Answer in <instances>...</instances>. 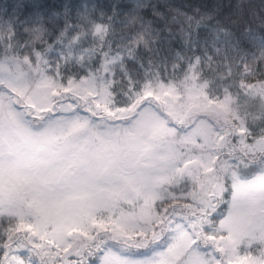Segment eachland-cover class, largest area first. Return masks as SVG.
Returning <instances> with one entry per match:
<instances>
[{
    "label": "snow or ice",
    "instance_id": "snow-or-ice-1",
    "mask_svg": "<svg viewBox=\"0 0 264 264\" xmlns=\"http://www.w3.org/2000/svg\"><path fill=\"white\" fill-rule=\"evenodd\" d=\"M262 13L0 11V264H264Z\"/></svg>",
    "mask_w": 264,
    "mask_h": 264
},
{
    "label": "trees",
    "instance_id": "trees-1",
    "mask_svg": "<svg viewBox=\"0 0 264 264\" xmlns=\"http://www.w3.org/2000/svg\"><path fill=\"white\" fill-rule=\"evenodd\" d=\"M21 0H0V11L4 12L5 14H12L16 5L20 3ZM176 3H182L184 0H174ZM193 2H199V0H193ZM209 3L214 2V0H208ZM250 2L259 9L261 4H264V0H250ZM25 4L27 5V0H25ZM264 15V13H262ZM23 18V17H21Z\"/></svg>",
    "mask_w": 264,
    "mask_h": 264
}]
</instances>
